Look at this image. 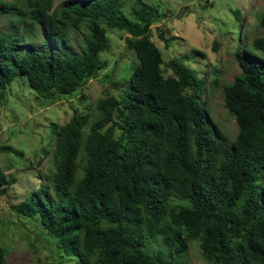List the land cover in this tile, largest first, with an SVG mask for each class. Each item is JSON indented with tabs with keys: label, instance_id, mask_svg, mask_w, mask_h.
<instances>
[{
	"label": "trees",
	"instance_id": "trees-1",
	"mask_svg": "<svg viewBox=\"0 0 264 264\" xmlns=\"http://www.w3.org/2000/svg\"><path fill=\"white\" fill-rule=\"evenodd\" d=\"M22 3L47 42L65 43L74 31L80 52L45 53L0 33V90L23 76L39 96L69 97L105 65L106 30L127 34L136 65L122 93L95 100V118L74 110L48 122L52 171L12 206L16 214L36 219L74 264H187L177 257L192 240L212 264H264V33L251 41L257 55L235 51L240 72L220 87L236 125L227 145L207 122L203 79L174 57L163 75L149 35L161 14L154 6L132 0L126 13L121 0ZM257 24L264 29V13ZM14 181L0 170V195ZM156 239L166 260L144 250ZM4 255L0 246V264Z\"/></svg>",
	"mask_w": 264,
	"mask_h": 264
},
{
	"label": "rangeland",
	"instance_id": "rangeland-1",
	"mask_svg": "<svg viewBox=\"0 0 264 264\" xmlns=\"http://www.w3.org/2000/svg\"><path fill=\"white\" fill-rule=\"evenodd\" d=\"M62 1L53 0L52 6ZM142 1L161 13L157 22L150 26L149 35L160 50L163 75H171L166 62L174 57L203 79L201 99L207 122L228 145L235 136L236 125L224 107L220 87L240 72L234 58L236 50L253 56L258 54L251 41L264 33L257 24L258 15L264 13V0ZM121 3L128 13L132 0H121ZM1 6L11 8L3 12ZM23 11L22 0H0V33L14 39V43L30 45L45 53L51 48L60 52H80L79 34L70 31L65 43L52 45ZM160 31L167 46L158 37ZM106 37L107 48L99 53V60L105 65L69 97L39 96L23 76H15L0 90V146L6 145L21 153L0 150V170L6 177L15 179L0 195V246L5 250L4 264H74V258L60 254L55 239L45 234L36 219L17 215L12 206L52 171L49 156L54 137L48 122L61 124L74 110L87 113L93 119L97 115L94 107L97 98L106 94L118 96L128 87V76L136 65V57L133 49L127 47V34L106 30ZM262 189L264 191V184ZM144 250L152 256L160 252V257L167 259L158 239L147 241ZM177 259L187 264H212L202 259L197 242L193 240Z\"/></svg>",
	"mask_w": 264,
	"mask_h": 264
}]
</instances>
